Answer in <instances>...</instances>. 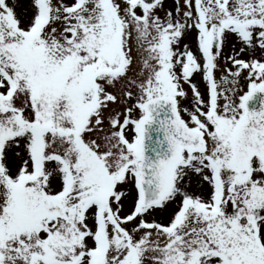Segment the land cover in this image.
Returning <instances> with one entry per match:
<instances>
[{"label":"snow or ice","instance_id":"1","mask_svg":"<svg viewBox=\"0 0 264 264\" xmlns=\"http://www.w3.org/2000/svg\"><path fill=\"white\" fill-rule=\"evenodd\" d=\"M0 264H264V0H0Z\"/></svg>","mask_w":264,"mask_h":264}]
</instances>
